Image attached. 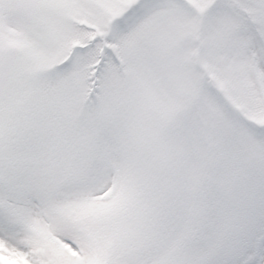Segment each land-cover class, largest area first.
Wrapping results in <instances>:
<instances>
[{
	"label": "snow or ice",
	"instance_id": "obj_1",
	"mask_svg": "<svg viewBox=\"0 0 264 264\" xmlns=\"http://www.w3.org/2000/svg\"><path fill=\"white\" fill-rule=\"evenodd\" d=\"M0 264H264V0H0Z\"/></svg>",
	"mask_w": 264,
	"mask_h": 264
}]
</instances>
